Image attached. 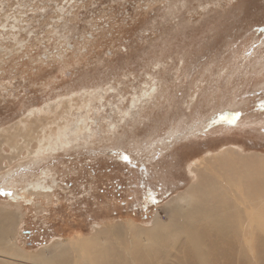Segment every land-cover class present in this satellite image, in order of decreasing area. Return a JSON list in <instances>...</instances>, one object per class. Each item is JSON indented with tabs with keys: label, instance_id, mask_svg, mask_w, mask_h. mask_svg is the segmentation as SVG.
Instances as JSON below:
<instances>
[{
	"label": "rangeland",
	"instance_id": "374dc122",
	"mask_svg": "<svg viewBox=\"0 0 264 264\" xmlns=\"http://www.w3.org/2000/svg\"><path fill=\"white\" fill-rule=\"evenodd\" d=\"M26 117L83 129L1 162L0 214H19L7 251L22 264L48 258L57 239L77 246L101 227L165 223L182 199L212 207L217 158L264 159V0H0V133ZM36 182L44 188L14 200ZM236 218L232 259L218 256L228 248L214 245L218 229L200 224L218 262L243 264L246 236L258 235ZM256 235L245 258L264 264ZM173 264H187L183 250Z\"/></svg>",
	"mask_w": 264,
	"mask_h": 264
},
{
	"label": "bare ground",
	"instance_id": "6f19581e",
	"mask_svg": "<svg viewBox=\"0 0 264 264\" xmlns=\"http://www.w3.org/2000/svg\"><path fill=\"white\" fill-rule=\"evenodd\" d=\"M72 100L68 102H73ZM84 103H86V101H84ZM78 106L79 105H77V107ZM53 111L54 109H51L50 113H53L54 115L55 112ZM29 119V117H26V119L20 124L9 128L7 134L0 133V166L2 160L7 159L8 163H10L11 160L13 161L17 157H20L21 151H26L28 155H42L45 151L54 149V146L59 147L67 143L69 140V138H66L67 134H69L68 131L73 130L72 132H77L83 129L78 125L74 129L71 127L69 128L66 122L60 123L56 117L50 120L39 121H36L35 119L29 121ZM33 143L36 144L34 148H32L31 145ZM4 145L11 150V152L8 153L9 155L7 154L8 156H3L4 153L1 147ZM241 157L240 155L236 156L235 152L228 153L217 159L213 157L216 159L215 161H217L219 168L222 170L223 177L222 181H220L221 179L219 180V190H217V192L220 191L223 194L220 195V192H218L220 196H217V199L212 198L211 200L213 203L212 207L217 210H214L212 207L207 208L203 203L194 205L189 200L183 201L184 199H182L179 200L180 205L178 207H172V213L169 215L168 221L165 223L160 222L159 218H155L152 228H135L131 231H128L130 227L129 223L125 225H114L113 227H108L106 229H102L101 227L97 230L95 229V234L91 238L86 239L83 243H77V246L73 245V243L66 239H57L56 241L54 240L55 250L52 254L46 258L45 255L40 253V263H38L39 260L36 258L37 262L32 264H173L175 262V253L180 250H183L186 255L187 264H224L225 262H218L217 257H213L209 254L207 242L210 239L201 236L205 232L200 226L202 222L209 224L208 229L210 230L215 228L218 229L215 233L216 240L214 239V245L220 247L225 243L228 246L227 249L222 250L218 255L225 259H227L228 254L231 255L230 253L233 252V244L231 243L232 240H230L231 235L240 231L232 225V221L235 217H237L235 222L240 220L245 224V227L241 230L242 232L247 233L249 230L248 224H252L255 229L254 231H257L258 234L256 235L255 232L254 235L260 236L261 238H258L259 240L262 239L259 242H262L264 239V234L262 233L264 232V223L262 222L263 225L258 226V224H260L258 222L262 221L264 218V159ZM215 177L217 178V176ZM204 182L205 181H203V183ZM39 187L44 188L40 182L28 183L26 188H24L21 193L16 192L13 198L14 200L19 201L24 200L26 196L30 197L33 194L32 191L37 190ZM199 189L198 184H196L189 190L188 194L190 195V192H192L193 195V193ZM210 194L211 193H209V195ZM202 201L203 200L201 199V202ZM184 202H186V208H183L184 204L181 205ZM219 206H225L224 210ZM218 208L220 212H218ZM3 213L5 214V212ZM14 214L16 217L19 216V214ZM9 215L11 216V214ZM20 215L22 214L20 213ZM3 217L5 216L0 214V262L16 264L14 262L17 261L20 262L18 264H22V261H26L25 255L22 256L21 254L13 253L17 256L15 257L9 252L14 249L10 245L11 235L14 231L13 226L10 227V224L11 221L14 222L16 217L14 219L11 216L13 220H7L9 222L4 221L7 217H5L6 219L4 220ZM257 218L260 220L256 222ZM223 219L228 222V227L224 234L221 231L223 228L220 226ZM5 222L7 224H5ZM195 224L198 227L195 228ZM124 229H127L126 233ZM254 235L246 236L248 237V241H246L247 245L244 244L246 245V255L247 252L253 251V248L255 249L258 246L256 244L255 247V240H253L254 247H252V239ZM179 237H183L184 240H179ZM263 243L264 242H262L261 245H263ZM168 248L173 249L174 252L165 255L164 251ZM259 248V250H256L257 252L255 251L257 253L256 255L263 259V246ZM15 252L18 251L16 250ZM253 254L254 252H252V256ZM240 255L241 254H239V256ZM256 255L254 257H256ZM228 257L232 259V257ZM245 257H242L245 261L243 264H249L247 260L250 259H246L248 257ZM8 260H12V263H8Z\"/></svg>",
	"mask_w": 264,
	"mask_h": 264
}]
</instances>
